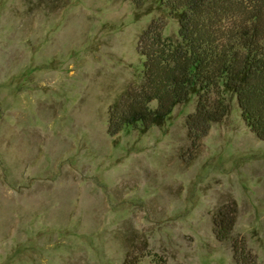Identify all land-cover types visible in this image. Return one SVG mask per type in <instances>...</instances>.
Masks as SVG:
<instances>
[{"label":"rangeland","instance_id":"rangeland-1","mask_svg":"<svg viewBox=\"0 0 264 264\" xmlns=\"http://www.w3.org/2000/svg\"><path fill=\"white\" fill-rule=\"evenodd\" d=\"M156 19L178 36L155 0H0V264H236L235 240L264 264V140L236 97L196 141L197 96L163 125L108 132Z\"/></svg>","mask_w":264,"mask_h":264},{"label":"trees","instance_id":"trees-1","mask_svg":"<svg viewBox=\"0 0 264 264\" xmlns=\"http://www.w3.org/2000/svg\"><path fill=\"white\" fill-rule=\"evenodd\" d=\"M133 1L141 7L147 0ZM155 1L177 19L178 36L165 35L161 19L142 32V79L110 106L109 134L163 125L178 104L197 96L196 111L187 120L196 141L227 116L236 97L247 125L264 140V0ZM235 212L232 204L217 212L219 240L230 239ZM233 251L236 264H258L243 241L235 240ZM124 264H141V257L130 253Z\"/></svg>","mask_w":264,"mask_h":264}]
</instances>
